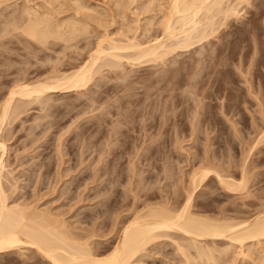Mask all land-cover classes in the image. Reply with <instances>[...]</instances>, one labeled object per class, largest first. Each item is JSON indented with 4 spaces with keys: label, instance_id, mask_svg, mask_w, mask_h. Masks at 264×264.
Wrapping results in <instances>:
<instances>
[{
    "label": "rangeland",
    "instance_id": "374dc122",
    "mask_svg": "<svg viewBox=\"0 0 264 264\" xmlns=\"http://www.w3.org/2000/svg\"><path fill=\"white\" fill-rule=\"evenodd\" d=\"M43 1L44 0H0V16L2 19H4V17L5 19L7 18V20L4 19L5 22H3L4 20L1 21L2 19L0 18V28L5 30L8 22L15 20V17L13 19L14 14L15 16L19 14L20 16L18 18H20L21 15L25 18L26 14L23 13L25 12L24 8H26L27 6H29L27 7L28 9L32 7L34 8L32 9L33 11L37 10L35 11L37 12L36 14H40V12L42 14L47 11L44 15H42L44 17L47 16V13H50L54 10L51 13L55 14L50 15H56L55 19L60 20L64 19L63 17L66 18L67 15V17H69V15L71 14H76L75 18H81V16L83 15V13L82 15H78V13L70 12V10L72 11L71 5L75 3L76 0H55L56 2L54 0ZM52 1L54 4H56L55 6ZM81 1L82 3L85 1L84 5L89 7L91 6V10L88 9L90 11H87L86 8V13L89 12L91 13V15L93 13V15H95L96 17L101 15L99 16V20L100 17L101 19L105 20L102 24L95 18L94 20H96L99 24H97L94 20L93 22L91 21L92 24L90 23V26L92 27L89 26V28L90 30L92 28L93 32L92 30H88L89 32H87L86 34H81L80 36H77L78 38L75 37L72 43L71 41L69 42V45L64 41L56 40L55 43L57 45L52 42V44L49 45L50 47H47L48 51H46L47 49H43L41 52H39L40 47L38 48L37 44L33 41L32 43H35L36 45H31L30 40L27 42L26 39H28V37L23 36L26 39L24 40V44L22 43V39H24L22 37L23 34L21 33L22 35L20 36V33H18L20 31L18 29H12V27L8 25L9 27L8 29L6 28V31H8L10 28V30H12L11 34L6 33L5 35V31L2 32L4 35L0 34V64H2L0 65V77H2L0 78V101L7 94L6 92H8L13 80L15 81L21 77L23 78L24 75V77L29 79L31 78L33 80L36 79L37 76L38 78L39 76L41 78L42 75V77H44L52 69H57L61 72L65 69V71L72 70L71 68H74L76 64H79L84 59L86 60V57L89 56V50H91L92 52L93 48L95 47L94 45L98 42V38L101 39L106 32L109 33V36L113 37L116 35L115 38L117 36L119 38L120 35L118 33L119 31L121 32L120 29L125 28V25L122 24H124L126 21V23L130 21L128 24L133 31H135L136 27L138 26L135 22L136 20H140V26L146 27V21L148 22L147 27H149L150 25H154L150 26V29L146 27L148 30L141 28L142 30L144 29L145 31H147L148 34L147 32H144V34L142 30H138L139 33L142 31L141 34H138L137 32V38L140 41H145V39L149 40V36H151L150 38L152 39L155 36H159L162 32V29H160L159 27L160 21H162L164 18L162 17L164 11H167V5H163L167 2L165 0H154L155 2L152 0L151 6L149 4V2H151L150 0H132L131 3H129L130 0ZM41 2L42 4H44L43 6L41 4H38ZM248 2L249 3H247V5H245V3L243 2L241 6L239 5L240 7L238 6L239 14L235 15L237 16V18L231 16L230 20L227 21L228 23H226L227 25H223L222 28L220 27L215 36L210 37L209 40L203 41V43L201 44L199 43L192 45V48H177L176 50L178 51L175 50V52H172L173 54L170 53V55H167L168 58H165L164 61L157 63H151L148 61V63L146 61L144 62V59H142V62L138 61V64L136 63V61H131L132 63L134 62L133 64H131L130 60L128 61L126 60L127 58H125V60L123 59L121 61V63L123 62L122 66H120L121 70L119 67L118 70L115 69V71L112 70L109 72L104 68V70L102 69L103 71L101 70L102 72H106L102 73L103 76H101V74L99 75V77H97L98 75L96 74V80L93 79L94 82L89 83V85H91L89 86V88H87L88 91L87 89H85V91L82 89L83 92L82 90L57 91L50 93V95L48 94L49 97L46 94L43 95V97L40 98V101H33V103L29 102L30 104L24 103L26 110L24 107L21 109H23L25 113L21 112V116H19V114L16 119L12 121L14 122L13 124L11 122V124L7 125L8 128L5 126L9 130V132L8 130H5L3 132L8 147L6 152L7 168H5V171H9L8 173L10 174L12 172V174L10 175L6 173V171L5 176L7 177V179L10 176L9 179H11V181L13 180L12 178H15L13 181L16 180V185L19 186L18 188H16L17 191L15 190L16 192H14V194L10 197V199L8 198V200L26 204H29L30 202V204H35L34 206H36L40 210L42 209L44 211L46 208L47 211H51L50 213H55L56 215L58 214V216L63 214L59 217L64 220L67 219L65 222H67L70 227H77L78 229L76 228V230H81V228H83V230L86 229L88 231H96L95 237L93 236L92 240H95L98 243L97 245L101 247L104 245L112 244L116 239L117 234L119 233V229L121 228L124 221H126L127 218H131L133 214H135V210L137 212L142 209V206H146V204L148 205L150 202V204H157V202H163L165 201V199H170L169 203L173 204L177 201H183L187 194V188H189V190L191 189L190 187L192 183V175L197 170H199V168H202L204 164L207 165L208 168L211 167L210 169L219 168L217 170H214H216L221 176L223 175L222 178L230 180L231 178H233L234 182L236 181V183H239V181L242 180V177H246L244 179L246 180V183L244 181L242 182L245 183V187L239 188L238 190H231L225 187L224 183H220L219 179L214 176L215 174L213 175L211 173L201 182L200 185L197 186L198 188L196 187L197 189L194 191L195 200L193 199V207L191 208L193 212L196 211V213H198V211H200L199 214L204 215L205 213V215L214 217H222L227 215L226 217L228 218L235 217L237 219L239 218L238 220H241L243 218L245 219L249 217V215L253 216L260 211H264V1L248 0ZM9 3L15 6L11 7ZM160 3L162 5H160ZM18 4L20 5L18 6ZM51 4L53 7H51ZM66 4L69 6H67ZM146 4L147 6L149 5V8L146 7ZM38 5H40V7ZM136 6H138L139 8H137ZM144 6L146 10L148 9L147 11L142 8ZM58 7H60L61 9ZM17 8H19L20 10H17ZM44 8L47 9L44 10ZM120 8L122 11L120 10ZM48 9L51 11H49ZM58 9L59 11L61 10V12H59ZM137 9H140L138 10L139 13L136 12ZM21 10L22 14L19 13ZM118 10H120L119 13L117 12ZM125 10L126 12H123ZM144 10L146 11V13H144ZM83 11H85V8L81 10V12ZM94 11H98L99 15ZM154 12L157 14L155 15ZM120 13L124 16H122V18H125L124 23L123 20H121L122 18H120ZM124 13L126 15H124ZM134 13L136 15H134ZM138 14L139 16L137 17ZM73 15H71L70 17H74ZM152 20L153 24H149V22L152 23ZM106 21H108L110 24L108 22L106 23ZM2 22L4 25L2 24ZM133 22L136 24H134ZM100 23L104 25L105 28L100 25ZM131 23H133V26H131ZM65 27L66 26H64V30L66 31V29L68 28ZM93 27H95L96 29ZM114 31L115 34L113 33ZM129 31L131 30L129 29ZM133 31H131L132 33H130L133 34ZM111 32L113 33L112 35H110ZM98 33L100 35H102L103 33L104 34L100 36ZM141 35H143V37ZM144 35L145 37H147L145 38ZM75 40H78V43L76 42L77 45L74 43ZM173 41L175 40L172 39V42ZM25 42L31 45L33 49L31 47L29 49V45L28 48H25V46H27ZM89 43L91 44V47ZM205 43L207 44L205 45ZM51 46L53 47L51 48ZM9 50L12 53H10ZM200 51H202L203 53ZM71 58L73 60H71ZM181 59L184 61H182ZM197 60L199 61L197 62ZM193 61L196 63H193ZM7 62L10 63V66L12 62L14 63H12L11 69H9ZM5 64L6 66H4ZM21 71H25V73L23 72V74ZM157 73L159 74L156 75ZM120 75H122L123 77H121ZM109 77H111L112 79H109ZM129 77L131 78V80ZM140 79L142 81H140ZM157 79L159 80V82H157ZM98 80L101 83H99ZM116 81H118V83ZM191 83L193 84L190 87ZM127 84L129 87L128 91L125 89L127 88ZM192 87L194 90L192 89ZM201 90L205 92L203 93ZM124 92L127 94H125ZM180 92H183L182 95ZM94 94L97 95L95 96ZM171 96L173 97L171 98ZM46 100L48 104L45 103ZM126 100L131 107L127 105ZM146 101L148 103H146ZM42 102L45 105H42ZM112 102H114L115 104H113ZM169 102H172L173 104H170ZM170 106H172V109H170ZM200 106L202 107L200 108ZM166 107H168L167 110ZM114 108H117V110ZM162 110L166 112H163ZM198 110H200V112ZM195 112H197V114ZM152 113H156L157 115H154ZM169 113H171V115ZM193 115L197 120L194 119ZM150 116H152V119ZM198 116L200 117L198 118ZM117 117L119 118V121ZM36 120L40 121L38 122ZM110 120L114 122L110 123ZM131 120H134V122H132ZM137 120H141L140 123L139 121L135 122ZM164 120L166 121L167 125ZM129 121H131L132 124L129 123ZM121 124L124 126L121 127ZM197 125L199 126L197 127ZM117 126L118 128H116ZM129 126L132 127L130 128ZM107 127L110 129H108ZM97 128L99 129L97 130ZM115 128L118 130L114 131ZM108 132L111 135H109ZM9 134L11 136H9ZM107 135L109 139L111 138L109 141L107 139ZM137 135H139V137ZM87 138H90L93 141H90V139L88 140ZM88 143L93 145L91 146ZM148 144L150 145V147ZM154 146H156V148H154ZM206 146L209 150H207ZM205 148L207 151L205 150ZM104 151L106 153H104ZM61 152H63V154ZM100 154L101 157L99 156ZM96 160H98V162L100 161L99 164ZM113 161L115 164L111 163ZM130 163H132V165ZM111 167L115 168L113 169ZM207 167L205 166V168ZM37 169H40L41 171H38ZM112 170L114 171L111 175ZM166 170L168 171V173L166 172ZM95 173H97V175ZM130 177L131 180L129 179ZM107 178L109 180H107ZM140 179L143 181H141ZM18 180L21 181V183ZM35 181H37V183ZM4 182L7 193L9 195V183L7 181ZM23 184L25 185L23 186ZM103 184L106 187H104ZM140 186H142V188L144 186L145 187L141 189ZM63 189L64 192H62ZM104 189L107 190V193ZM99 191L101 195L98 194ZM95 195L99 196L96 197ZM14 196L17 199H15ZM23 198L27 202L24 201ZM35 201L37 203H35ZM132 203H134L135 205ZM89 210L91 211L89 212ZM116 219L118 222L116 221ZM80 226L81 228H79ZM89 228L91 230H89ZM97 231L100 233L99 236H97ZM101 234L104 236H102ZM168 238L163 237L153 245H149L151 247H147V251L149 252L147 254L149 255H147V257L145 255L143 258L146 261L145 264H171V262L172 264H174L173 262L175 261V264H177L179 261L181 262V264L184 263V259L181 258L180 253L178 254V251L175 249L176 244H174L173 240H170V238ZM227 241V239L219 238L217 239V244H215L216 246L220 245L217 247L224 248V246H227ZM202 243H204V241ZM261 245L264 246V243H262ZM251 246L252 249L255 248L256 252L261 250L258 248V244H255L256 247L254 245ZM174 249L176 250V252L174 251ZM231 249L232 251L234 249L233 252L235 253H233V255L231 254ZM231 249L229 251L231 252L229 253V257L228 255L227 257L224 256L225 258L221 256L223 257L221 259H225V261L228 259L226 261L228 263L218 258V264H251L252 260L250 258L247 259V257H242V255H238L236 253L238 252L237 248L236 251L235 248ZM191 250L194 251L193 248ZM168 253L170 254L168 255ZM262 253H264V250L261 251V254L258 253L259 256L264 255ZM3 254H0L2 255L0 256V264H32V262L33 264H47V262L43 258L42 260L39 255L32 252V249L14 250L12 252ZM235 254L238 255L237 258H235ZM256 254L257 253L253 254V256ZM170 255H172L173 257ZM178 258L181 260H178ZM254 258H256V256H254ZM260 258H262V256ZM239 259H241V261ZM229 260H231V262ZM261 260L264 261V259ZM242 261L243 263H241ZM195 262L196 264H201L204 261ZM185 264L191 263L188 262ZM252 264L255 263L252 262Z\"/></svg>",
    "mask_w": 264,
    "mask_h": 264
},
{
    "label": "bare ground",
    "instance_id": "6f19581e",
    "mask_svg": "<svg viewBox=\"0 0 264 264\" xmlns=\"http://www.w3.org/2000/svg\"><path fill=\"white\" fill-rule=\"evenodd\" d=\"M45 1V0H44ZM43 1V2H44ZM48 1V0H46ZM55 1V0H54ZM81 1V0H80ZM75 1V3H73L70 7L72 9V11L70 10V12H74V13H78L82 15L81 18L76 17V14H71L74 17H70L71 15H69V17L66 16L63 17L64 19H55L54 15H50V14H55V13H51L53 11H51L50 13H47L44 17L42 15H44L45 13L40 12V14H36L37 10L33 11L32 7H30L29 9L27 7L24 8L25 12L23 14H26V17H21L18 18L20 15L17 14V16H13V19L15 17V20L8 22V25L12 27V29H18L20 32V36L22 35V37H28V39L24 38L23 40V44H24V40L26 39L27 42L30 40L31 41V45L33 44H37V47L39 48V52H41L43 49H47L46 51H48L47 47H50L49 45L56 42V40H61L64 41L65 43H67L69 45V42L73 41V39L77 36H80L81 34H86L87 32L91 31L93 32V29L89 28L91 21L93 22V20L96 18V20H99V15L98 11L95 12L96 14H98L99 16L96 17L95 15H91V13H86L87 11H90L91 6H86L84 5V2L82 3V1ZM132 0H130L129 3H131ZM135 1V0H134ZM133 1V2H134ZM151 2H149L150 6L152 3V0H150ZM154 1V0H153ZM167 1L166 4L164 3L163 5H167L166 9L164 11V14L162 17L163 20L160 21V29H162L161 34L159 36H155L154 38H150L151 36H149V40L145 39V35H144V39L145 41H140L137 38V32L138 30H142L141 28H144L146 30L150 29V26H154V25H150L149 27H147V21L146 24L144 26H140L139 21L136 20L135 22L137 23V27L136 30L133 31L131 29V27L129 26V22L128 23H124V19L122 18V14L120 13V18H122L121 20H123L122 25H125V28L122 29H127V30H121V32L119 31V35L120 37L118 38V36L115 38V36H109L108 32H106L104 34V36L100 39L98 37L102 36H98V42L97 44H95L93 47V50L91 52V50H89L90 52H88V57H86V60H82V62H80L79 64H76L74 68H71L72 70H68V71H63L62 72L60 70L57 69H52L51 71L53 72H49L47 75H45L44 73V77L38 76L36 77V79H29L24 77L23 78H19L18 80H13L8 92H6L7 94L4 96V98L0 101L1 105H0V254L3 253H8V252H12L14 250H22V249H32V252L36 253L37 255H39L41 257V259L43 258L47 264H145L146 261L143 259L144 256L149 255L147 253H149L147 251V247L149 245H153L154 243L158 242L159 239H162L163 237H169L170 240L174 241V244H176L175 249L178 251V254L180 253L181 258L184 259V263H195V261L199 262V261H204L201 264L205 263V264H218L217 260L218 258H223L224 256L229 257V252L231 248H235V251L237 250L238 252H236L238 255H242V257H247L250 258L252 260V262H254L255 264H261L262 261L261 259H264V255H260L261 251L264 250V246H262L261 244L264 243V211H260L258 213H256L253 216L247 217V218H243L241 220H238L237 218H228L226 216H222V217H214V216H208V215H204L203 214H199L200 211H198V213H196V211H192V207H193V199H194V191L198 188L197 186L201 184V182L211 173L216 176L220 183H224L225 187H227L228 189L231 190H235V189H239L242 187H245V178L242 177V180L239 181V183L236 181L234 182L233 178L230 179H225L222 178V176L216 171L219 168H213L210 169L211 167H207V165L202 166V168H199V170H195L196 172L192 175V183H191V189L189 190V188H187V194L185 196V199L181 202H176V203H169V200L163 201V202H157V204H146V206H142L143 208L140 209L139 211L136 212L135 210V214H133V216L131 218H127L126 221H124V223L122 224L121 228L119 229V233L117 234L116 239L113 241L112 244L110 245H104L99 247L97 244V242L95 240H92L93 236L95 237V233L96 231H88V230H83V228H81V226L79 228H81V230H76V228H72L69 226V224L67 222H65L66 220L60 218L58 214L56 215L55 213H50L51 211H47L46 208L43 211L42 209H38L36 206H34L32 203L30 204H26V203H21V202H12L10 200H8V198L10 199V197L14 194V192H16V188H18L19 186L16 185V180L13 181L15 178H12L13 180L11 181V179H7V177L5 176V168L6 167V152H7V143H6V138L4 135V131L8 130L7 125L11 124V122L13 120L16 119V117L19 115L21 116V112L25 113L23 111V109L21 108H25L26 107L24 105V103H33V101H37V100H41L40 98L43 97V95H50V93L53 92H59V91H70V90H77V91H81L82 89L85 91V89L89 88V83H93V79L96 80V74L98 75L97 77H99V75H101L102 73H106V72H102L104 70V68L106 70H108L109 72L117 69L122 66L121 61L125 58H127L126 60H130V63L133 64L131 61H136V63L138 64L139 62H142V59H144V62H161L164 61L165 58H168L167 55H170V53L175 52V50L177 48H189V47H193L192 45L194 44H201L203 43V41H207L209 40L210 37L215 36L219 30V28L224 25H227L226 23H228L227 21L230 20V17L234 16L237 18V16L239 13V9L238 6L241 4H243V2L245 3V5H247V3L251 2L248 0H165ZM264 1V0H262ZM56 2V1H55ZM147 2V3H148ZM155 2V1H154ZM153 2V3H154ZM26 3V2H25ZM53 3V1H52ZM65 3V2H64ZM71 3V2H70ZM117 3V1H116ZM145 3V2H144ZM162 3V2H161ZM160 3V5H162ZM10 4V3H9ZM16 4V3H15ZM29 4V3H27ZM41 4L42 6L44 4ZM54 4V3H53ZM68 4V2H67ZM66 4V5H67ZM127 4V3H126ZM135 4V3H134ZM140 4V2H139ZM142 4V3H141ZM157 4V3H156ZM17 5V4H16ZM20 4H18L19 6ZM56 4H54L55 6ZM145 5V4H143ZM142 5V6H143ZM158 5V4H157ZM11 7L15 6L13 4H10ZM9 6V7H10ZM31 6V5H30ZM40 7V5H38ZM46 6V5H45ZM69 6V5H67ZM93 6V5H92ZM126 6V5H125ZM140 6V5H139ZM239 6V7H240ZM244 6V5H243ZM251 6V5H250ZM2 7V6H1ZM34 7V6H33ZM47 7V6H46ZM51 7L52 4H51ZM69 7V8H70ZM116 7V6H115ZM121 7V6H118ZM137 8H139L138 6H136ZM146 7L149 8V5ZM153 7V6H152ZM156 7V6H155ZM255 7V6H254ZM20 8V7H19ZM17 8V10L19 9ZM36 8V7H35ZM38 8V7H37ZM50 8V7H49ZM60 8V7H58ZM85 8V11L81 12L82 9ZM87 8V11H86ZM95 8V7H94ZM146 10L145 6L142 7ZM165 8V6H164ZM47 8H44V10ZM61 9V8H60ZM90 9V10H88ZM141 9V8H140ZM137 9V13L138 10ZM152 9V8H151ZM162 9V7H161ZM241 9V8H240ZM14 10V8H13ZM15 10V11H17ZM20 10V9H19ZM43 10V9H41ZM56 10V9H55ZM97 10V9H96ZM112 10V9H111ZM117 10V9H116ZM121 10V8H120ZM118 10L117 12L119 13ZM144 10V11H145ZM148 10V9H147ZM146 10V11H147ZM254 10V9H253ZM59 11V9H58ZM69 11V9H68ZM107 11V10H106ZM105 11V12H106ZM122 11V10H121ZM135 11V10H134ZM146 11L144 13H146ZM150 11V10H149ZM162 11V10H160ZM61 12V10L59 11ZM81 12V13H79ZM100 12V11H99ZM102 12V11H101ZM103 12V13H105ZM123 12H126L123 11ZM13 13V12H12ZM18 13V12H17ZM20 14H22V10L19 12ZM85 13V14H84ZM102 13V14H103ZM107 13V12H106ZM113 13V12H112ZM116 13V11H115ZM155 13V12H154ZM154 13H153V17H154ZM160 13V12H159ZM162 13V12H161ZM1 14V13H0ZM49 14V16H48ZM58 14V13H57ZM101 14V13H100ZM141 14V13H140ZM157 13H155L156 15ZM60 15V13H59ZM109 15V14H108ZM124 15H126L124 13ZM134 15H136L134 13ZM94 16V17H92ZM113 16V15H112ZM139 16V14L137 15V17ZM59 17V16H58ZM119 17V15H118ZM124 17V16H123ZM146 17V16H145ZM151 17V16H150ZM1 18V16H0ZM54 18V19H53ZM98 18V19H97ZM117 18V17H116ZM115 18V19H116ZM157 18V17H156ZM2 19V18H1ZM5 19V17H4ZM4 19H2L1 21H3ZM137 19V18H136ZM140 19V18H138ZM149 19V18H148ZM7 20V18L5 19ZM5 20L3 22H5ZM94 20L96 23L97 21ZM105 20V19H104ZM103 19H101L99 22H101L103 24ZM114 20V19H113ZM112 20V22H113ZM118 20V19H117ZM129 20V19H128ZM155 20V19H154ZM138 21V22H137ZM149 21V20H148ZM2 22V24H3ZM108 21H106L107 23ZM119 22V21H118ZM145 22V21H144ZM100 23V25H102ZM109 23V22H108ZM122 23V22H121ZM134 23V22H133ZM131 23V26H133ZM134 23V24H136ZM1 24V25H2ZM6 24V23H5ZM92 24V23H91ZM99 24V23H97ZM105 24V23H104ZM110 24V23H109ZM116 24V23H115ZM142 24V23H141ZM149 24H153V20L152 23L149 22ZM155 24V23H154ZM158 24V23H157ZM253 24V23H252ZM4 25V24H3ZM7 25V24H6ZM5 25V27H6ZM7 25V29L8 26ZM66 26L68 29H66V31L64 30V26ZM94 25V24H93ZM99 25V26H100ZM106 25V24H105ZM112 25V23H111ZM104 27V25H102ZM159 26V25H158ZM157 26V27H158ZM250 26V25H249ZM4 27V26H3ZM2 27V28H3ZM4 27V28H5ZM65 27V28H66ZM92 27V26H90ZM96 27V25H95ZM93 27V28H95ZM124 27V26H122ZM133 27V28H135ZM156 27V28H157ZM1 29L0 34L2 35L3 31H5V35L6 33H10L11 31L10 28L8 31H6L7 29ZM89 28V29H88ZM105 28V27H104ZM117 28V27H116ZM96 29V28H95ZM102 29V28H101ZM107 29V28H106ZM129 29L131 31H133V34H131L132 32L129 31ZM142 30L143 33L147 32L145 30ZM153 29V28H152ZM89 30V31H88ZM103 31V30H102ZM109 31V30H108ZM141 31V32H142ZM156 31V30H155ZM252 31V30H251ZM131 32V33H130ZM141 32L138 34H141ZM150 32V31H149ZM160 32V31H159ZM17 33V34H18ZM22 33V34H21ZM115 34V31L113 32ZM112 32L110 33V35L113 34ZM130 33V35H129ZM3 34V35H4ZM96 34V33H95ZM145 34V33H144ZM148 34V32H147ZM225 34V33H224ZM88 35V34H87ZM156 35V33H155ZM83 36V35H82ZM86 36V35H85ZM97 36V35H96ZM140 36V35H139ZM143 37V35H141ZM154 36V35H153ZM1 37V36H0ZM3 38V37H2ZM78 38V37H77ZM76 38V39H77ZM80 38V37H79ZM216 38V37H215ZM72 39V40H71ZM143 39V40H144ZM172 39L175 40L172 42ZM79 40V39H78ZM77 40V41H78ZM170 40V41H169ZM35 42V43H32ZM75 40V44L77 42ZM95 41V40H94ZM93 41V42H94ZM27 42H25V44H27ZM226 42V41H225ZM228 42V41H227ZM15 43V41H14ZM70 43V44H71ZM73 43V44H74ZM78 43V42H77ZM209 43V42H208ZM223 43V42H222ZM221 43V44H222ZM10 44V43H9ZM35 44V45H36ZM56 44V43H55ZM64 44V43H62ZM207 43H205L206 45ZM28 45L25 46V48H28ZM29 45V49L30 47L32 48V46ZM54 45V44H53ZM57 45V44H56ZM72 45V44H71ZM77 45V44H76ZM90 47L91 44L89 43ZM88 45V46H89ZM1 46V45H0ZM4 46V45H3ZM7 46V45H6ZM16 46V45H15ZM55 46V45H54ZM64 46V45H63ZM87 46V47H88ZM212 46V45H211ZM35 47V46H34ZM53 46H51L52 48ZM69 47V46H68ZM67 47V48H68ZM89 47V48H90ZM214 47V46H213ZM224 47V46H223ZM9 48V47H8ZM11 48V47H10ZM13 48V46H12ZM204 48V47H202ZM27 49V50H29ZM33 49V48H32ZM31 49V50H32ZM37 49V48H35ZM55 49V48H54ZM53 49V50H54ZM57 49V48H56ZM92 49V48H91ZM50 50V49H49ZM202 50V49H201ZM205 50V49H204ZM215 50V49H214ZM66 51V48H65ZM86 51V50H85ZM128 51V52H127ZM178 51V50H176ZM10 52V50H9ZM24 52V51H23ZM31 52V51H30ZM57 52V51H56ZM198 52V51H196ZM202 52V51H200ZM211 52V50H210ZM214 52V51H213ZM212 52V53H213ZM2 53V52H1ZM12 53V52H10ZM25 53V52H24ZM45 53V52H44ZM79 53V52H78ZM203 53V52H202ZM7 54V53H6ZM33 54V53H32ZM38 54V53H37ZM173 54V53H172ZM178 54V53H177ZM209 54V53H208ZM2 55V54H1ZM24 55V54H22ZM31 55V54H30ZM65 55V53H64ZM201 55V54H200ZM205 55V53H204ZM203 55V56H204ZM215 55V54H214ZM17 56V55H16ZM34 56V55H33ZM73 56V55H72ZM172 56V55H171ZM177 56V55H176ZM179 56V55H178ZM181 56V55H180ZM202 56V57H203ZM3 57V56H2ZM21 57V55H20ZM37 57V55H36ZM35 57V58H36ZM74 57V56H73ZM188 57V56H187ZM29 58V56H28ZM27 58V59H28ZM41 58V57H40ZM68 58V57H67ZM78 58V57H77ZM76 58V59H77ZM172 58V57H171ZM210 58V56H209ZM47 59V58H46ZM69 59V58H68ZM174 59V58H173ZM185 59V58H183ZM3 60V59H1ZM48 60V59H47ZM71 60H73L71 58ZM141 60V61H140ZM182 60V59H181ZM23 61V60H22ZM49 61V60H48ZM70 61V60H69ZM139 61V62H138ZM168 61V60H166ZM177 61V60H176ZM184 61V60H182ZM195 61V60H194ZM193 63H196L194 62ZM199 60H197L198 62ZM201 61V59H200ZM204 61V60H203ZM210 61V60H209ZM6 62V61H5ZM4 62V63H5ZM58 62V61H57ZM77 62V61H76ZM148 62V63H149ZM173 62V61H172ZM191 62V61H190ZM1 63V62H0ZM3 63V64H4ZM8 63V62H7ZM13 63V62H12ZM11 63V66H12ZM28 63V62H27ZM31 63V62H30ZM56 63V62H55ZM54 63V64H55ZM174 63V62H173ZM179 63V62H178ZM192 63V64H193ZM200 63V62H199ZM205 63V62H203ZM209 63V62H208ZM14 64V63H13ZM53 64V65H54ZM61 64V63H60ZM130 64V66H131ZM159 64V63H158ZM171 64V63H170ZM169 64V65H170ZM185 64V63H184ZM2 65V64H0ZM20 65V64H19ZM33 65V64H32ZM41 65V64H40ZM175 65V64H174ZM177 65V64H176ZM6 66V64L4 65ZM9 69H11L10 63H8ZM24 66V65H22ZM38 66V65H37ZM72 66V65H70ZM124 66V65H123ZM135 66V64H134ZM133 66V67H134ZM156 66V65H155ZM182 66V65H181ZM190 66V65H189ZM18 67V66H17ZM21 67V66H20ZM59 67V66H58ZM61 67V66H60ZM66 67V66H65ZM137 67V66H136ZM163 67V66H162ZM174 67V66H173ZM3 68V66H2ZM5 68V67H4ZM26 68V67H25ZM24 68V69H25ZM41 68V67H40ZM56 68V67H55ZM125 68V67H124ZM176 68V66H175ZM191 68V67H190ZM7 69V67H6ZM19 69V68H18ZM23 69V70H24ZM61 69V68H60ZM103 69V70H102ZM123 69V68H122ZM163 69V68H162ZM170 69V68H169ZM173 69V68H172ZM20 70V69H19ZM27 70V68H26ZM31 70V69H30ZM57 70V71H56ZM102 70V71H101ZM121 70V67H120ZM124 70V69H123ZM174 70V69H173ZM184 70V68H183ZM187 70V69H186ZM6 71V70H5ZM28 71V70H27ZM26 71V72H27ZM159 71V70H157ZM182 71V70H181ZM220 71V70H219ZM7 72V71H6ZM22 72V71H21ZM25 73V71H23ZM22 72V73H23ZM123 72V71H122ZM155 72V71H154ZM165 72V71H162ZM161 72V74H162ZM172 72V71H171ZM13 73V71H12ZM23 73V74H24ZM47 73V72H46ZM130 73V72H128ZM219 73V72H218ZM119 74V73H118ZM117 74V75H118ZM159 73H157L156 75H158ZM168 74V73H167ZM177 74V73H176ZM196 74V73H195ZM3 75V74H2ZM20 75V74H19ZM18 75V76H19ZM115 75V74H114ZM123 75V73H122ZM122 75H120L121 77H123ZM153 75V74H152ZM165 75V73H164ZM173 75V74H172ZM17 76V74H16ZM30 76V75H29ZM103 76V74L101 75ZM105 76V75H104ZM148 76V75H147ZM188 76V75H187ZM108 77V76H106ZM112 77V76H111ZM111 77H109V79H112ZM156 77V76H155ZM165 77V76H164ZM168 77V75H167ZM166 77V78H167ZM173 77V76H171ZM177 77V75H176ZM192 77V76H191ZM194 77V76H193ZM2 78V77H0ZM118 78V77H116ZM130 78V77H129ZM161 78V77H160ZM188 78V77H186ZM100 79V78H98ZM122 79V78H121ZM134 79V77H133ZM152 79V77H151ZM162 79V78H161ZM116 80V79H115ZM118 80V79H117ZM120 80V79H119ZM128 80V79H127ZM131 80V78H130ZM158 80V79H157ZM188 80V79H187ZM12 81V80H11ZM102 81V80H101ZM104 81V80H103ZM125 81V80H122ZM140 81H142L140 79ZM170 81V80H169ZM96 82V81H95ZM99 82V80H98ZM118 83V81H116ZM121 82V81H120ZM132 82V81H131ZM156 82V81H155ZM159 82V80L157 81ZM165 82V80H164ZM172 82V81H171ZM192 82V81H191ZM200 82V81H199ZM6 83V82H5ZM101 83V82H99ZM98 83V84H99ZM105 83V82H104ZM116 83V85H117ZM124 83V82H123ZM148 83V82H147ZM167 83V82H166ZM122 84V83H119ZM125 84V83H124ZM143 84V83H142ZM193 83H191L190 87L192 86ZM106 85V84H105ZM135 85V84H134ZM93 86V85H92ZM148 86V85H147ZM197 86V83H196ZM204 86V85H203ZM108 87V86H107ZM123 87V86H122ZM136 87V86H135ZM151 87V86H150ZM94 88V87H93ZM116 88V87H115ZM114 88V89H115ZM125 88V87H124ZM128 84H127V88H125L128 91ZM152 88V87H151ZM149 88V89H151ZM166 88V87H165ZM181 88V87H180ZM98 89V88H97ZM112 89V88H111ZM172 89V88H171ZM193 89V87H192ZM82 90V92H83ZM158 90V89H157ZM194 90V89H193ZM191 90V91H193ZM198 90V89H197ZM88 91V89H87ZM185 91V90H184ZM202 91V90H201ZM81 92V93H82ZM109 92V91H108ZM118 92V91H117ZM116 92V93H117ZM126 92V91H125ZM124 92V93H125ZM149 92V91H148ZM163 92V91H162ZM203 92V91H202ZM205 92V91H204ZM203 92V93H204ZM86 93V92H85ZM92 93V92H91ZM95 93V92H93ZM131 93V92H130ZM160 93V92H159ZM181 93V92H180ZM183 93V92H182ZM181 93V95H182ZM215 93V92H214ZM217 93V92H216ZM102 94V93H101ZM127 94V93H125ZM175 94V93H174ZM88 95V94H87ZM95 95V94H94ZM97 95V94H96ZM95 95V96H96ZM134 95V93H133ZM136 95V94H135ZM173 95V94H172ZM180 95V94H179ZM180 95V96H181ZM46 96V97H47ZM78 96V95H77ZM80 96V95H79ZM101 96V95H100ZM129 96V95H128ZM147 96V95H146ZM214 96V95H213ZM49 97V96H48ZM87 97V96H86ZM89 97V96H88ZM127 97V96H125ZM134 97V96H133ZM145 97V96H144ZM148 97V96H147ZM173 96H171L172 98ZM45 98V96H44ZM91 98V97H90ZM98 98V97H97ZM119 98V97H118ZM117 98V99H118ZM121 98V97H120ZM142 98V97H141ZM187 98V97H186ZM28 99H32V100H28ZM88 99V98H87ZM93 99V98H92ZM91 99V100H92ZM115 99V98H114ZM129 99V97H128ZM137 99V98H136ZM170 99V98H169ZM174 99V98H173ZM172 99V100H173ZM176 99V98H175ZM28 100V101H27ZM45 100V99H43ZM89 100V99H88ZM101 100V99H100ZM142 100V99H141ZM147 100V99H145ZM152 100V99H151ZM157 100V99H156ZM118 101V100H117ZM127 101V100H126ZM130 101V100H129ZM150 101V100H149ZM158 101V100H157ZM168 101V100H166ZM30 102V103H29ZM100 102V101H99ZM136 102V101H135ZM143 102V101H142ZM151 102V101H150ZM159 102V101H158ZM178 102V101H177ZM41 103V102H40ZM43 103V102H42ZM47 103V100L46 102ZM73 103V102H72ZM113 104H115L114 102H112ZM146 103H148L146 101ZM155 103V102H153ZM164 103V102H163ZM162 103V104H163ZM170 103V102H169ZM172 103V102H171ZM170 103V104H171ZM260 103V102H259ZM48 104V103H47ZM71 104V103H70ZM135 104V103H134ZM140 104V103H139ZM142 104V103H141ZM144 104V103H143ZM152 104V103H151ZM173 104V103H172ZM261 104V103H260ZM24 105V106H23ZM42 105H45L44 103ZM55 105V104H54ZM127 105L130 106V104H128L127 101ZM202 105V104H201ZM53 106V103H52ZM148 106V104H147ZM155 106V105H154ZM153 106V107H154ZM158 106V105H157ZM223 106V105H222ZM110 107V105H109ZM125 107V105H124ZM144 107V106H143ZM152 107V108H153ZM159 107V106H158ZM165 107V106H164ZM163 107V108H164ZM172 106H170V109ZM197 107V106H196ZM202 106H200L201 108ZM228 107V106H227ZM105 108V106H104ZM112 108V107H111ZM147 108V107H146ZM168 107H166L167 110ZM204 108V107H203ZM117 110V108H114ZM120 109V107H119ZM124 109V108H123ZM138 109V108H137ZM162 109V107H161ZM209 109V108H208ZM103 110V109H102ZM106 110V109H104ZM127 110V108H126ZM151 110V109H150ZM160 110V109H159ZM157 110V111H159ZM169 110V109H168ZM197 110V108H196ZM112 111V110H111ZM120 111V110H119ZM149 111V110H148ZM152 111V110H151ZM150 111V112H151ZM163 111V110H162ZM174 111V110H173ZM172 111V112H173ZM200 112V110H198ZM102 112V111H101ZM115 112V111H114ZM154 112V111H153ZM166 112V111H163ZM162 112V113H163ZM169 112V111H168ZM171 112V113H172ZM109 113V112H107ZM128 113V112H127ZM143 113V112H142ZM148 113V112H147ZM161 113V112H159ZM171 113H169L171 115ZM175 113V112H174ZM197 114V112H195ZM122 114V113H121ZM151 114V113H149ZM154 114V113H152ZM156 114V113H155ZM154 114V115H155ZM195 114V116H196ZM206 114V113H205ZM112 115V114H111ZM117 115V113H116ZM120 115V114H119ZM118 115V116H119ZM128 115V114H127ZM131 115V114H130ZM139 115V114H138ZM143 115V114H142ZM146 115V114H145ZM157 115V114H156ZM160 115V114H159ZM173 115V114H172ZM202 115V114H200ZM106 116V115H105ZM104 116V118H105ZM108 116V115H107ZM132 116V115H131ZM147 116V115H146ZM153 116V115H152ZM152 116L151 119H152ZM169 116V115H168ZM174 116V115H173ZM100 117V115H99ZM123 117V116H122ZM126 117V116H125ZM124 117V118H125ZM130 117V116H129ZM194 117V115H193ZM200 116H198L199 118ZM118 118V117H117ZM127 118V117H126ZM139 118V117H138ZM204 118V117H203ZM35 119V118H34ZM37 119V118H36ZM110 119V118H109ZM130 119V118H128ZM141 119V118H140ZM145 119V117H144ZM194 119H196L194 117ZM107 120V119H106ZM117 120V119H116ZM167 120V119H166ZM197 120V119H196ZM35 121V120H34ZM38 121V120H36ZM40 121V120H39ZM38 121V122H39ZM119 121V118H118ZM127 121V120H126ZM132 122H134V120H131ZM131 121H129V123H131ZM140 123L141 120H137L135 122ZM148 121V120H147ZM146 121V122H147ZM160 121V120H159ZM165 121V120H164ZM17 122V121H16ZM89 122V121H88ZM99 122V121H98ZM114 122V121H113ZM110 120V123H113ZM195 122V121H194ZM14 122H12L13 124ZM97 123V122H96ZM101 123V120H100ZM122 123V122H121ZM127 123V122H126ZM145 123V122H144ZM154 123V122H153ZM163 123V121H162ZM166 123V121H165ZM203 123V122H202ZM85 124V123H84ZM88 124V123H87ZM115 124V123H114ZM124 124V123H123ZM132 124V123H131ZM151 124V123H150ZM149 124V125H150ZM200 124V123H199ZM36 125V123H35ZM81 125V124H80ZM86 125V124H85ZM96 125V124H95ZM103 125V124H102ZM112 125V124H110ZM117 125V124H116ZM134 125V124H133ZM141 125V124H140ZM160 125V123H159ZM162 125V124H161ZM167 125V123H166ZM191 125V123H190ZM196 125V124H195ZM7 128H6V127ZM84 126V125H82ZM98 126V125H97ZM101 126V125H100ZM114 126V125H113ZM112 126V127H113ZM120 126V125H119ZM124 125L121 124V127H123ZM128 126V125H127ZM139 126V125H138ZM199 125H197L198 127ZM202 126V125H201ZM92 127V126H91ZM106 127V126H105ZM120 127V128H121ZM130 127V126H129ZM132 127V126H131ZM130 127V128H131ZM150 127V126H149ZM6 128V129H5ZM108 128V127H107ZM106 128V129H107ZM118 128V126L116 127ZM118 130V129H116ZM119 128V129H120ZM128 128V127H127ZM139 128V127H138ZM146 128V127H145ZM152 128V126H151ZM163 128V127H162ZM172 128V126H171ZM99 128H97L98 130ZM103 129V128H101ZM110 129V128H108ZM195 129V128H192ZM45 130V129H44ZM89 130V129H87ZM121 130V129H120ZM161 130V129H160ZM200 130V129H199ZM100 131V130H99ZM109 131V130H108ZM112 131V128H111ZM113 131V132H114ZM138 131V130H137ZM140 131V130H139ZM142 131V130H141ZM149 131V130H148ZM151 131V130H150ZM156 131V130H155ZM174 131V130H173ZM9 132V130H8ZM78 132V131H77ZM95 132V130H94ZM93 132V133H94ZM105 132V131H104ZM110 132V131H109ZM108 132V133H109ZM111 132V133H113ZM145 132V131H144ZM147 132V131H146ZM159 132V131H158ZM166 132V131H164ZM79 133V132H78ZM127 133V132H126ZM163 133V132H161ZM193 133V132H192ZM195 133V132H194ZM7 134V131H6ZM77 134V133H76ZM90 134V133H89ZM88 134V135H89ZM105 134V133H104ZM120 134V133H119ZM159 134V133H156ZM168 134V133H167ZM95 135V134H93ZM109 135H111L109 133ZM7 136V135H6ZM9 136H11L9 134ZM86 136V134H85ZM114 136V135H113ZM117 136V135H116ZM139 137V135H137ZM79 137V136H78ZM92 137V136H91ZM90 137V138H91ZM108 137V135H107ZM137 137V139H138ZM143 137V136H142ZM152 137V136H151ZM262 137V136H261ZM82 138V137H81ZM80 138V139H81ZM89 138V139H90ZM94 138V137H93ZM113 138V137H112ZM121 138V137H120ZM131 138V137H130ZM144 138V137H143ZM163 138V137H162ZM165 138V137H164ZM85 139V137H84ZM88 139V138H87ZM88 139V140H89ZM108 141L111 139H109V137L107 138ZM106 139V140H107ZM115 139V138H114ZM119 139V138H118ZM261 139V138H260ZM92 139H90L91 141ZM159 140V139H158ZM8 141V139H7ZM61 141V140H60ZM93 141V140H92ZM119 141V140H117ZM124 141V140H123ZM132 141V140H131ZM135 141V140H134ZM138 141V140H137ZM142 141V140H141ZM261 141V140H260ZM89 142V141H88ZM152 142V141H151ZM259 142V141H258ZM119 143V142H118ZM117 143V145H118ZM125 143V142H124ZM134 143V142H133ZM150 143V142H149ZM59 144V143H58ZM89 145H93L88 143ZM97 144V143H96ZM107 144V141H106ZM109 144V143H108ZM115 144V143H114ZM135 144V143H134ZM143 144V143H142ZM153 144V143H152ZM131 145V144H130ZM140 145V144H139ZM149 145V144H148ZM98 146V145H97ZM112 146V144H111ZM133 146V145H132ZM142 146V145H141ZM157 146V145H156ZM156 146H154V148H156ZM99 147V146H98ZM114 147V146H113ZM122 147V146H121ZM135 147V146H134ZM137 147V146H136ZM139 147V146H138ZM143 147V146H142ZM150 147V145H149ZM148 147V148H149ZM92 148V147H91ZM100 148V147H99ZM124 148V147H123ZM153 148V147H152ZM169 148V147H168ZM207 148V146H206ZM205 148V150H206ZM94 149V148H93ZM106 149V148H105ZM121 149V148H120ZM140 149V148H138ZM150 149V148H149ZM162 149V148H161ZM164 149V148H163ZM182 149V148H181ZM60 150V149H58ZM137 150V149H136ZM145 150V149H144ZM147 150V149H146ZM167 150V149H166ZM207 150H209L207 148ZM206 150V151H207ZM97 151V149H96ZM131 151V150H130ZM134 151V150H133ZM111 152V151H110ZM148 152V151H147ZM156 152V151H155ZM169 152V151H168ZM60 153V152H59ZM63 154V152H61ZM104 153H106L104 151ZM141 153V152H140ZM61 154V155H62ZM115 154V153H114ZM120 154V153H119ZM118 154V157H119ZM136 154V153H134ZM154 154V153H153ZM166 154V153H165ZM60 155V156H61ZM116 155V154H115ZM140 155V154H139ZM147 155V153H146ZM101 157V154L99 155ZM103 156V155H102ZM132 156V155H131ZM134 156V155H133ZM136 156V155H135ZM145 156V155H144ZM166 156V155H165ZM99 157V158H100ZM109 157V156H108ZM115 157V156H114ZM141 157V156H140ZM23 158V157H22ZM21 158V159H22ZM105 158V157H104ZM107 158V157H106ZM132 158V157H131ZM150 158V157H149ZM168 158V157H167ZM130 159V158H129ZM155 159V158H154ZM101 160V159H99ZM104 160V159H103ZM113 160V159H112ZM138 160V159H137ZM18 161V160H17ZM21 161V160H20ZM98 162V160H96ZM105 161V160H104ZM102 161V162H104ZM108 161V160H107ZM115 161V159H114ZM111 162V163H114ZM139 161V160H138ZM137 161V162H138ZM169 161V160H168ZM100 162V161H99ZM98 162V164H99ZM145 162V161H144ZM133 163V162H132ZM132 163H130L132 165ZM211 163V162H210ZM10 164V163H9ZM35 164V163H34ZM96 164V163H95ZM94 164V165H95ZM115 164V163H114ZM36 165V164H35ZM105 165V164H104ZM111 165V164H110ZM139 165V163H138ZM143 165V164H142ZM32 166V165H31ZM37 166V165H36ZM98 166V165H97ZM96 166V167H97ZM112 166V165H111ZM115 166V165H114ZM200 166V167H201ZM205 166L207 168H205ZM213 166V165H211ZM30 167V166H29ZM43 167V166H42ZM104 167V166H103ZM133 167V166H132ZM131 167V169H132ZM204 167V168H203ZM31 168V167H30ZM38 168V167H36ZM94 168V167H93ZM110 168V167H109ZM113 168V167H111ZM115 168V167H114ZM113 168V169H114ZM23 169V168H22ZM26 169V168H25ZM130 169V170H131ZM216 169V170H214ZM245 169V168H243ZM242 169V170H243ZM9 170V169H8ZM38 170V169H37ZM40 170V169H39ZM38 170V171H39ZM94 170V169H92ZM11 171V170H10ZM13 171V170H12ZM35 171V170H34ZM41 171V170H40ZM97 171V170H96ZM114 170H112L111 175L113 173ZM9 171H7L6 173H8ZM33 172V171H32ZM130 172V171H129ZM132 172V171H131ZM166 172L168 173V171L166 170ZM220 172V171H219ZM94 173V172H93ZM109 173V172H108ZM244 173V172H243ZM10 174V173H8ZM12 174V172H11ZM10 174V175H11ZM30 174V172H29ZM34 174V173H33ZM97 175V173H95ZM93 175V174H92ZM95 175V178H96ZM108 175V174H107ZM170 175V174H169ZM24 176V175H23ZM36 176V175H35ZM110 176V175H109ZM142 176V175H141ZM153 176V175H152ZM13 177V176H12ZM17 177V176H16ZM29 177V176H28ZM31 177V176H30ZM24 178V177H23ZM35 178V177H34ZM37 178V177H36ZM109 178V177H108ZM107 178V180H109ZM141 178V177H140ZM154 178V177H153ZM131 180V177L129 178ZM143 179V178H142ZM36 180V179H35ZM80 180V179H79ZM103 180V179H102ZM139 180V179H138ZM141 180V179H140ZM147 180V179H146ZM151 180V179H150ZM4 181H7L9 183V195L7 193V189L4 185ZM11 181V182H10ZM19 181V180H18ZM17 181V182H18ZM143 181V180H141ZM191 181V180H190ZM245 183H242V182ZM13 182V183H12ZM21 183V181H19ZM37 183V181H35ZM34 182V183H35ZM41 182V181H40ZM79 182V181H78ZM103 182V181H102ZM147 182V181H146ZM27 183V182H26ZM30 183V182H29ZM111 183V182H110ZM141 183V182H140ZM28 184V183H27ZM143 184V183H142ZM19 185V184H18ZM25 184H23L24 186ZM77 186V185H76ZM104 186V184H103ZM138 186V185H137ZM146 186V185H145ZM144 186V187H145ZM189 186V185H188ZM106 187V186H104ZM141 189L142 186H140ZM197 187V188H196ZM21 188V187H20ZM23 188V187H22ZM65 188V187H64ZM108 188V187H107ZM53 189V188H52ZM56 189V188H55ZM69 189V188H68ZM101 189V188H100ZM16 190V191H15ZM106 190V189H104ZM130 190V189H129ZM132 190V188H131ZM146 190V189H145ZM243 190V189H242ZM101 191V190H100ZM100 191L98 192V194H100ZM185 191V190H184ZM19 192V191H18ZM64 192V189L63 191ZM110 192V191H109ZM143 192V191H142ZM107 193V190H106ZM68 194V192H67ZM96 194V193H95ZM144 194V193H143ZM168 194V193H167ZM101 195V194H100ZM105 195V194H103ZM96 196V195H95ZM99 195H97L96 197H98ZM134 196V194H133ZM166 196V195H165ZM173 196V195H172ZM15 197V196H14ZM71 197V196H70ZM108 197V196H107ZM111 197V196H109ZM163 197V196H162ZM176 197V196H174ZM15 199H17L15 197ZM24 199V198H23ZM108 199V198H106ZM136 199V198H135ZM152 199V198H151ZM161 199V198H159ZM168 199V198H167ZM21 200V199H19ZM195 200V199H194ZM17 201V200H16ZM24 201H26L24 199ZM31 201V200H30ZM153 201V200H151ZM27 202V201H26ZM101 202V201H100ZM103 202V201H102ZM148 202V201H147ZM155 202V201H154ZM35 203H37L35 201ZM101 204V203H100ZM113 204V203H112ZM134 204V203H132ZM104 205V204H103ZM135 205V204H134ZM195 205V204H194ZM100 206V205H99ZM105 206V205H104ZM132 206V205H131ZM95 207V206H94ZM133 207V206H132ZM40 208V206H39ZM48 208V207H47ZM101 208V207H100ZM140 208V207H138ZM93 209V208H92ZM54 210V208H53ZM100 210V209H99ZM102 210V209H101ZM109 210V209H108ZM47 211V212H45ZM57 211V210H56ZM91 210H89L90 212ZM53 212V211H52ZM133 212V211H132ZM59 213V212H58ZM202 213V212H201ZM94 214V213H93ZM96 214V213H95ZM224 214V213H223ZM90 215V214H89ZM97 215V214H96ZM221 215V214H219ZM217 215V216H219ZM58 216V217H57ZM64 217V216H63ZM84 218V217H83ZM88 218V217H87ZM96 218V217H95ZM98 219V218H97ZM114 219V218H113ZM237 219V220H236ZM78 220V219H77ZM80 220V219H79ZM92 220V219H91ZM106 220V219H105ZM84 221V220H83ZM82 221V222H83ZM117 221V219H116ZM69 222V221H68ZM118 222V221H117ZM70 223V222H69ZM100 223V222H99ZM102 223V222H101ZM94 224V223H93ZM113 224V223H112ZM102 225V224H101ZM99 225V226H101ZM115 225V224H114ZM112 226V225H111ZM120 226V225H119ZM84 227V226H83ZM87 228V227H86ZM78 229V228H77ZM116 229V228H115ZM114 229V230H115ZM89 230H91L89 228ZM103 231V230H102ZM118 231V230H117ZM116 231V232H117ZM112 232V231H111ZM107 233V232H106ZM97 236H99V232L97 231ZM102 235V234H101ZM100 235V236H101ZM104 236V235H102ZM108 236V235H107ZM110 236V235H109ZM106 237V234H105ZM104 237V238H105ZM168 238V239H169ZM219 238H223V239H227V246L224 248H220L216 246V242L217 239ZM112 239V238H111ZM97 240V239H96ZM110 240V239H108ZM209 240V241H208ZM212 240V241H211ZM221 240V239H220ZM204 241V243H202ZM104 242V241H103ZM101 243V242H100ZM216 243V244H215ZM219 244V243H218ZM257 245L258 244V248L261 249L260 251L256 252L255 248L252 249L251 245ZM156 245V244H155ZM175 246V245H174ZM223 246V245H221ZM253 246V247H254ZM151 247V246H149ZM231 247V248H230ZM256 247V246H255ZM193 248L194 251H192L191 249ZM230 248V249H229ZM237 248V249H236ZM257 248V249H258ZM155 249V248H154ZM159 249V248H157ZM174 249V251L176 252V250ZM149 250V249H148ZM156 250V249H155ZM164 250V249H163ZM162 250V251H163ZM191 250V251H190ZM147 251V252H146ZM232 251V249H231ZM234 251V249H233ZM232 251V255L233 252ZM155 252V251H152ZM218 254L216 255L215 254ZM218 252V253H217ZM163 253V252H162ZM257 253L256 258H254L253 254ZM259 253V254H258ZM23 254V253H22ZM33 254V253H32ZM170 253H168L169 255ZM177 254V253H176ZM264 254V253H262ZM4 255V254H3ZM167 255V254H164ZM174 255V254H172ZM170 255V256H172ZM231 255V256H232ZM236 255V254H235ZM235 258H237V256ZM2 256V255H0ZM34 256V255H33ZM151 256V255H150ZM153 256V255H152ZM223 256V257H221ZM253 256V257H252ZM258 256V258H257ZM262 256V258H260ZM167 257V256H166ZM165 257V258H166ZM173 257V256H172ZM224 257V258H225ZM233 258V257H231ZM230 258V259H231ZM35 259V258H34ZM42 259V260H43ZM172 259V258H171ZM182 259V260H183ZM219 259V260H220ZM246 259V260H247ZM27 260V259H26ZM32 260V259H31ZM165 260V259H164ZM178 260H181L178 258ZM177 260V261H178ZM222 261L226 262L225 259H221ZM233 260V259H232ZM241 261V259H239ZM30 261V260H29ZM34 261V260H33ZM145 261V262H144ZM231 262V260H229ZM24 262V261H23ZM32 262V261H31ZM36 262V261H35ZM34 262V263H35ZM176 262V261H175ZM175 262H173L175 264ZM229 262V263H230ZM251 262V264H252ZM179 264H181V262H178ZM177 263V264H178ZM222 263V262H221ZM228 263V262H226ZM243 263V261L241 262ZM33 264V262H32ZM153 264V263H151ZM160 264V263H159ZM166 264V263H164ZM170 264V263H169ZM172 264V262H171ZM200 264V263H197ZM223 264V263H222ZM225 264V263H224ZM250 264V263H249ZM264 264V263H262Z\"/></svg>",
    "mask_w": 264,
    "mask_h": 264
}]
</instances>
